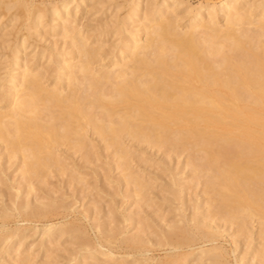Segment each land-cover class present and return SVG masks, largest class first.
Masks as SVG:
<instances>
[{"label":"bare ground","instance_id":"bare-ground-1","mask_svg":"<svg viewBox=\"0 0 264 264\" xmlns=\"http://www.w3.org/2000/svg\"><path fill=\"white\" fill-rule=\"evenodd\" d=\"M72 1L58 0L50 3L48 1L49 7L47 4L49 13L51 17L53 16L52 22L54 21L53 25H50V29L62 28L64 31L62 34L65 37L66 35L70 37L71 43H69L72 46L71 48L68 44L67 46L71 49L69 47L66 48L67 51L70 49L71 53L61 52L51 55V52H48V54L50 53L48 58L46 53L45 59L47 58L50 61L54 73L50 87H47V84H43L46 81H42L43 73L41 74V71L36 72L35 70V72H32V68H30L31 57L27 58L28 56L26 55V58L22 57V63L19 61L18 64L16 63L19 57L16 52L20 47L15 50L12 47L13 52L16 51V54L14 53L15 57L12 54L15 63L9 69L5 67L7 70L3 75H0V107H2V103L7 104L6 108L0 109V145L3 144V149L6 151L7 157H5L8 160L11 158L18 160V165L21 167V171L19 170L20 175L26 179L27 183L25 184H28V187H32L34 179L42 180L44 177L47 178V175L53 176L51 173L54 174V170H56V173L63 170L62 174H64V166L68 164L63 162V158L65 159V157L70 155L69 151L72 154L73 152H79L80 155H84L87 161L89 158H92L93 161V159L98 160L100 155H102L101 149L106 151L111 148L110 152L112 154H110L113 155L111 158L113 157L114 159L115 156L114 161L116 160V162L114 164L121 167L122 175L127 176L128 181L130 180L133 183L135 196H139V199H147L150 197H147L150 182L148 183L140 176L142 172L139 175L130 167L131 162L129 163V161L133 154L132 149V152H130V146L140 144V146L145 145L151 149L155 148L156 151L161 152H159L160 155H163L161 157L169 160L172 159L173 155H175L174 157H179L183 151H187L189 155L187 159L189 160L186 165H190L189 168L191 172L196 174V177L200 175L204 178V193H209V198L207 197L209 199L207 203L209 208L206 205L205 207L209 209L210 213L206 214L209 219L205 215L206 218L201 217L196 203H193L196 206H192V210L186 213L189 208L187 207L188 205L186 206L187 203H185L187 197H184L185 195L187 196L188 190L176 175L179 172V170H175L176 166L180 165L177 162V165L174 164L175 166H172L175 168L173 170H171L172 167L169 164L166 166L171 170V173L168 171L170 173L169 176H171L168 182L163 181V184L162 178H160L161 180L157 179L161 181L160 189L165 192L168 191L169 195L171 194L166 199H164L165 196L163 195L162 200L164 199L166 210L170 208L174 211L170 216L176 217V219L172 223L167 219L170 224L165 222V226L156 224V230L152 231V234L154 232L156 235L154 239L158 237L155 241H151V238L148 239L147 235V239H145L146 237L144 238L137 235V233L132 234L131 232L126 236H124L125 233H122L119 237L121 228L119 230L113 227L107 228L105 222L104 224L103 222H100L101 224L94 222L95 229L97 227L96 231H99V236L98 238L96 237L97 239L93 237L96 241H90L91 239H87V236L84 235L86 232L82 230V227L80 228L79 224L73 223L74 220H65L67 218L64 219L63 223L50 222L44 227L41 225L43 227L41 228V235L46 234L48 239H52L53 235H58L55 236L58 239L59 236H62L60 234L68 233L67 237L69 239L72 237L74 239L77 236L85 238L83 244H80L85 248V253L83 254V252H80L81 250L79 251L82 255H85L84 258L86 256L87 258H93L94 256L96 258L99 253L104 255L108 253L107 256L112 255L114 257L118 254L117 249L119 248L117 247L122 245V248L125 246L130 253L139 255L133 256V260H130L135 264H179V259L185 262L189 258L195 259L197 262L205 260L206 264H230L231 262H226L227 258L222 251L224 249L218 244L221 225L223 223L224 225L225 223L235 225L234 234L236 236H246L247 231L251 230L248 229L250 227L249 224L255 219L259 224V231L256 236L261 238L260 241H257L260 244V250L256 248L259 251L257 256L260 257L261 264H264V40H262L264 37L260 38L264 36V17H258L255 20L250 18L252 10L254 12L256 9L258 12L264 8V0L257 1L259 7L256 4L255 7L248 3L251 6L245 7L244 11L240 10V8L245 3L247 4V0H218L216 3L211 2L209 4L206 3V5L200 3L194 6L193 10L195 11L188 17L185 25L189 29L184 33L177 31L174 23L176 19L169 17L170 14H173L170 7L178 3V1L177 3L175 2L176 0H173L172 3H168V0L157 2L159 4L156 3L157 5L151 16L149 15L150 13L146 12L154 5L149 3V6L147 5L149 7L148 10L144 8L147 11L143 13V17L148 14L150 16L149 19H152L157 14L165 15L166 13L168 17L166 15V17L162 18L160 15L158 16L160 18L155 22L148 23V21L133 29L131 23L133 16L136 15L134 10L140 3L139 0H132L129 8L132 13L126 9L130 13L126 12L122 17L120 15L117 25L115 24L117 27H113L116 28L115 34H118L119 37L118 41L116 40V43L108 51L110 68L105 69L93 66L94 62L97 61L96 63H98V60L104 61L107 58V55H105L106 57L102 59V53L100 52V50L104 52V49H101L102 46L89 47L87 45L90 44L86 45L88 39L98 40L101 37L100 32L98 34L93 33L95 32L94 29H96L94 24V31L90 32L93 34L86 35L87 32H83L81 27H78L82 22H79L80 24L76 22L75 24L78 25H74L72 18L77 9L74 8V12L71 10ZM188 7L184 9L187 12L191 11ZM169 8L170 11L167 12ZM219 12L225 20V27L222 29L215 27L213 22H211L215 18V13ZM39 13L40 11L36 14L33 12V15H30L31 21L42 19ZM44 13L47 12L44 10ZM137 15L139 16L140 14ZM145 18L142 19L145 20ZM112 20L114 19L110 20L111 23ZM107 23L110 24V22L105 24ZM250 24L253 25L252 29L255 28L254 31L250 27V32L245 27ZM37 25L29 24L25 26L24 30L29 29L28 31H30L32 29L31 26ZM35 29L37 30V27ZM106 31L102 33L104 34ZM141 31L145 37L142 41H139V32ZM26 32L22 36L28 34ZM195 32H200L201 35L197 34V36ZM107 33L106 35L108 36ZM22 36L20 35V37ZM25 37L20 38L22 41L19 40V42H23L27 38ZM102 38L103 40L105 39L104 35ZM102 43L104 44V42ZM61 50L57 51L60 52ZM75 55L76 60H74ZM38 56H40L41 60V55L39 54ZM64 79L67 84L64 87H68L67 90L64 88L66 92L62 89V81ZM13 86H16V88L12 89ZM88 131H90L89 134L91 133L92 137L94 135L90 140L87 138ZM100 143L102 144L101 146ZM3 152L0 153V174L2 173L5 176L4 160H2L4 159L2 156ZM81 157L83 158V156ZM102 157L105 158L104 156ZM163 158H161V161ZM70 159L73 158L70 156ZM164 160L166 161V159ZM9 162L11 161L9 160ZM70 163L72 162L70 161ZM10 165L14 168L11 163ZM179 167L177 168L179 169ZM6 168L9 167L7 166ZM71 168H73L72 164ZM75 169H73L74 172ZM150 174H153V172ZM119 177V179H122L121 176ZM147 177L150 181L149 176ZM8 178L6 177V179ZM20 181H16V185H11L16 190V194L20 190L19 188L24 186V180L21 181L22 183ZM27 189L28 192L26 193H30L29 191L32 190L31 188V190ZM164 191L163 194L165 193ZM11 195L14 196V193ZM11 200V205L7 206V209L4 207L7 211H0V213H3L2 216L8 214L9 210L10 212H16L15 214L18 216H23L20 217L22 220H27L45 214L48 217V213L52 212L53 209L47 202V204L43 202L35 204L36 202L31 203L28 199L27 201ZM156 201L158 202V200ZM156 201L155 203H157ZM2 203L3 201L0 204ZM8 203L6 205H9ZM57 207H59V204ZM63 209L66 210L65 207ZM112 210L109 209V211ZM55 211L53 209L54 214L56 213ZM205 211L208 210L206 209ZM166 213L170 214L171 211H166ZM44 217L41 216L40 218ZM1 220L3 221V219ZM216 220H219V223L221 221L223 223L219 225ZM4 225L5 223L2 222L0 227ZM13 227L5 234L3 232L4 228H2V233L5 235V240L2 241V244L9 237L14 236L15 238L16 236V239H18L16 244L19 245L22 240L20 238H24L23 226H18L20 228L17 226ZM140 233H143V231ZM250 233L248 234L249 237L253 231ZM0 237L2 236L0 235ZM14 238L12 237V240H15ZM1 240H3V237ZM144 243L161 247L162 251L164 250L163 253H165L164 257L168 256V258L163 260L161 257L158 258L159 256L157 257L158 259L156 257L155 259L153 255H141L149 250V246ZM94 246L97 247L93 249ZM152 248L154 249V247ZM80 249L82 248L80 247ZM246 253L247 250L244 249L241 254L234 255V261L237 264H241L244 257L249 255ZM161 256L164 258L163 255ZM25 261V264H27V260Z\"/></svg>","mask_w":264,"mask_h":264},{"label":"rangeland","instance_id":"rangeland-1","mask_svg":"<svg viewBox=\"0 0 264 264\" xmlns=\"http://www.w3.org/2000/svg\"><path fill=\"white\" fill-rule=\"evenodd\" d=\"M48 1L50 3V2H54V1H58V0H52V1L51 0H0V75H3L4 72L7 69H9L10 67H13L12 64L15 63V60L13 58L16 56L15 54L17 53V55H19V57L17 56L18 57L17 58V61H16L17 64H18V61L20 63H22L23 62V58H26L27 56H28L27 58H30L31 57L30 58V61H31L30 62V64H31L30 68H32L31 69L32 72H35V70H36V72L37 71L38 72L41 71V74L43 73L42 74L43 75L42 76L43 77L42 78V81L43 80H44L43 82L46 81L43 84H45V85L47 84L46 85L47 87H50V85L52 84L53 78H54L53 77L54 76V73H53L52 68H51L52 65L50 64V61H48V59H47L48 58V55L50 54V53L48 54V52H51V55L52 54H59L61 52H66V53H69L70 52L71 53L70 49L72 48V46L70 44L71 43L70 37L68 35H66V37H65V35L62 34V32L64 33V31H63L62 28L58 27V29H56V30H53L52 28L50 29V27H51L50 25L51 24L53 25V22L54 21L52 22L53 16L51 17V15L49 13V10H48V7H49ZM96 1H98V2H96ZM125 1H126V4H125ZM147 1L148 0H139V3L140 4L134 10L135 13H136V15L133 16V21L131 23V25L133 26V29H136V27L138 28L143 23H146L148 21H149L148 23H150V22H155L160 17L163 18V17H166V15L168 17V14L167 13L165 15L164 14H159V15L157 14V15H155V17H157V18H155L153 16L152 17L153 21H151L152 19H149L150 16H151V13L154 11L155 6L157 4H159L157 2L162 1V0H154V1L153 0H149L148 2ZM177 1H178V3H177ZM217 1L218 0H176L175 2L177 3V5H175V6L173 5V6L170 7L171 8V11H172L171 13H173V14L171 15L169 13L170 14L169 17H172L173 19H176V20H174V23H175V27H177V31L180 32V33H184L185 31H187V29H189L185 24L187 22L188 17L191 16V13H193L195 11V10H193L194 9V6H197L200 3L201 4H204V5H206V3L209 4L211 2L212 3H216ZM247 1H248L247 4L245 3L244 6H241L242 9L240 8V10H243V9L245 10L246 9L245 7L251 6V5L256 7V5L259 4L257 2L259 0H247ZM82 2H83V0L81 1V3ZM169 2L172 3L173 0H168V3ZM254 2H256V3H254ZM81 3H80V0H78V1L77 0H73L71 2L70 7L72 6V9L71 10H73V12L75 11V9H77V10L79 9L78 11L76 10L75 11V15H73V18H72L73 23H74V25L77 26L78 24H75L76 22L77 23L82 22L81 24L79 23L80 25H78V27H81V30L83 32H87L86 35H88V34L92 35L93 33L94 34H98L100 32L99 34L101 35V37H99V39H98L99 41L96 40V39L93 40V38H91V39H88L87 40L86 45L87 44H90V45H87L89 47H101L102 46L101 49H104V52H105V54H104V52H102V50H100V52L102 53V59H103V57L104 58L106 57L105 55H107V58H105L104 61L103 60H98V63H96L97 61L94 62L93 63V66L96 67V68H98V66H99L100 67L99 69H101V68H103V69L110 68V61H108V58L110 57V55L108 56V51L112 47V45L116 43V40L119 37L118 34H115V29L116 28H113V27H117L116 25H117V22L119 20V16L120 15L122 17L124 15V13H126V12L128 13L130 11L129 8H130V6L132 4V0H85L82 4ZM145 3H146V5H145ZM149 3H150V5H154L153 7L151 6L152 8H150L151 10L153 9L152 11L150 9H149V11H147L148 8H149L148 7L149 6ZM248 3H251V5H248ZM47 4H48V7H47ZM127 6H128V8H127ZM187 7L191 11H189V12L185 11L184 9H186ZM258 7H259V5H258ZM144 8L147 9V10H145ZM170 8H169V10H167V12L170 11ZM126 9L129 10V11H127ZM189 9H187V10H189ZM44 10L47 13H44ZM38 11H40L39 14H40V17L42 19H40L39 21L32 20V21H34L32 23V21H31V16L33 15L32 13L34 12V14H36V13H38ZM130 12L132 13V11H130ZM145 12L146 13H150L149 14L150 16H148V14H147L148 17L145 16L147 19L145 17H143L144 16L143 13H145ZM137 14H140V15L138 16ZM158 16H160V17H158ZM258 17H264V8H262V10L261 11H258V12L256 11V9L254 10V12H253V10L251 11L250 18L252 20H253V18H254V20L256 18L258 19ZM28 18H30V19H28ZM109 18L114 19V20H112V23L110 21L111 19H109ZM142 18H145V20L142 19ZM77 19H79L80 21L77 20ZM26 22H27V24L29 22V24H33V25L36 24L37 25L38 23H40L41 25L38 24L37 26H31L32 29L30 31H28L29 29L28 30L27 29L24 30L26 28L25 26H28L29 25V24L27 25ZM106 22H110V24L107 23L108 24V26H107V24H105ZM211 22H213V25L215 27L219 28V29H222V28L225 27L224 26L225 25V20L222 17V15H220V12L219 13H215V18ZM46 23H47V25H45ZM70 24H72V23H70ZM94 24L96 25V29H94L95 27L93 28V26H95ZM138 24H140V25H138ZM102 26H104V27H102ZM33 27H35V28L37 27V30L35 28H33ZM88 27H89L90 30L88 29ZM245 27L250 32H251V30L254 31V29H255V28L252 29V27H253L252 24L248 25L249 28L247 26H245ZM250 27H251V30H250ZM93 29L95 30V32L90 33L91 31H94ZM99 29H101V30L103 29V31H101ZM110 29H111V31H110ZM108 30H109V32H108ZM104 31H106V33L108 32L107 33L108 36L106 35V33H104V34L102 33ZM25 32L28 33V34L22 36V34H25ZM195 34L196 35L198 34L199 36L201 35L200 32H195ZM20 35L22 37H20ZM103 35H104V38H105L104 40L105 41L102 38ZM143 35L144 34H143L142 31L139 32V41H142L143 40V38L145 37V35L144 36ZM24 36H26L27 38L25 37L26 39H24V41H23L24 43L23 42L20 43L19 40L22 41V39H20V38H23ZM111 36H112V38H111ZM262 37H264V36H261L260 38H262ZM113 39H114L115 42L113 41ZM262 40H264V38H262ZM100 42L101 43L104 42V44L103 43L101 44ZM20 44H21V46H20ZM68 44L70 45L71 48L69 46H67ZM22 45H24V46L22 47ZM55 45H56V47H55ZM103 45H105V46H103ZM107 46L108 47L110 46V47L108 48ZM12 47H13L14 50L17 49V47H20V48H18L17 49L18 51L17 52L15 51L16 52L15 53V52H13ZM14 47H16V48H14ZM41 47H43L42 48L43 50L41 49ZM68 47L70 49H68V51H67L66 48H68ZM60 49H62L63 51L62 50L60 52L57 51V50H60ZM11 50H12V52H11ZM24 51H25V53H24ZM38 53L41 55V60H40V56H38L39 55ZM46 53H47V58H46L47 60L45 59ZM12 54H13L14 57H12ZM24 55H25V57H24ZM32 56H33V58H32ZM20 57H21V59H20ZM32 59H34L33 60L34 63H33ZM35 60H36V62H35ZM74 60H76V55L74 56ZM45 61H47V62H45ZM101 63H104L106 66L104 64H101ZM37 64H39V65H37ZM49 64H50V66H49ZM36 67H37V69H36ZM2 70H4V71H2ZM47 70L48 71L50 70V72H48ZM48 73H50V74H48ZM47 74H48V76L49 75L50 76L48 77ZM47 78H49V80H47ZM50 79H51V81H50ZM49 82H50V84H49ZM62 82H63L62 83L63 84L62 89H63V91L66 92V90L68 89V87H64V86L67 85L66 82H65V79ZM14 87L16 88V86H13L12 89H14ZM64 88L66 90H64ZM1 105H2V107H0V109L1 108L4 109V108L7 107V104H5V103H2ZM89 132L90 131L87 132V138H88V140H90V138H93L94 137V135L92 137V134L91 133L89 134ZM101 145L102 144L100 143V146ZM135 145H137V146H135ZM135 145L134 146H130V148H129V146H127V148L130 149V152H132V150H133L132 153L134 154L133 155L131 153L132 156H131V159H130L129 163L131 162V164H130L131 166L130 167H132V170L134 172L136 171L135 173H137V174L140 175V173L142 172L140 176L142 178H144L145 181H147L148 183L150 182L149 183V188H148V191H147V197L150 196V197L147 198L148 200L146 198H140L139 199V196H135L136 193L134 191V186L132 185L133 183L130 182V180L128 181L127 176H123L122 175L123 174L122 168L119 167V166H116L117 164H114L116 162V160L114 161L115 156H114V159H113V157L111 158V156H113V155H111L112 153L110 152V150H112L111 148L107 149L106 151L103 150V149H101L100 150V152L102 154V155H100L101 158L99 157L98 160L97 159H93V161H92V158H89L90 160L88 159V161H87V159L84 158V155L83 154L80 155L79 152H78L79 154L77 152L76 153L73 152V154H72L69 151V154L70 155L67 156V157H65L66 161L63 158V162L65 164H68V165H65L64 166V174H62L63 173V170L61 172H57L58 175L56 173V170L53 171V172H55L54 174H52L51 173L52 171H51L50 173L53 176L47 175L46 176L47 178H45V177H44L45 179L43 178L44 180L43 179L42 180L34 179L35 181H32V185L33 186L32 187H28L27 186L28 184H25V183H27L26 179L23 178L24 176L22 177V175H20L21 174L20 173L21 167L18 165V160L14 159V158L13 159L11 158V159H9L11 162H9V160L6 158L7 157L6 154H5L6 151L3 149L4 148L3 147V144L0 145V151H1L0 153H2L3 151H5V152H3V155H2L3 158H4L2 160H4V162L3 161L2 162H3V167L5 168V171H6L5 172L6 173L5 176L2 173L0 174V183H1V181H3V183L0 184L1 185L0 186V191L2 193V194L0 193L1 194L0 195V200H2L3 203L5 204V206H4L3 203H2L3 205L0 204V211H2V212L3 211H7L6 210L7 209V206H10L11 205V201H12L11 199L21 200V201L22 200L27 201V199H28V201H30L31 203H35L36 202L35 204H37V202L38 203H42L43 202L44 204L49 203L48 205L49 206H52L53 209H54V211L58 208L55 211L56 212L55 214H54L53 209H52V212H49L48 213V217H46L47 214L40 215L38 217L37 216L34 217V219H33V217L30 218V219H27L29 221L24 220V219L22 220V218H20V217H23V216H21V215L18 216L17 214H15L16 212H14V211H11L10 212L8 210L9 213L8 214H5L4 216H2L3 213L1 212L0 213V215H1L0 216V221H2L1 219H3L2 222L5 223V225H4L5 227L4 226L3 227H0L1 228L0 229V232H1L0 235L3 237V240H1L2 237H0V240H1V242H0V245H1L0 246V249L2 248L1 251H0L1 252L0 253V256H1L0 257L1 258L0 264H23V261H24V264H25L26 263L25 260H27V264H130V263L131 264H135L134 262L132 263V261H130V260H133V256H139V255L137 253H136V255L130 253V251L125 246H123V248H122V245L117 247L119 249H117L118 250L117 251L118 254H116L114 256L115 258L112 255L107 256L108 253L106 255L99 253L98 255H96V258H95V256L93 258L92 257H88L87 258V256L84 258L85 255H82V253H80V252H83V254H84L85 253V250H84L85 248H83V246L80 245V244H83V242L85 241V238L78 237L77 236V237H74V239H72L73 237L69 239V237H67L68 233H66V234H60L62 236H59L58 239H57V237H55V236H58V235H53L54 237H52V239L51 238L48 239L47 236H46V234H44L43 236L41 235V233H42L41 228H43L47 223H50V222H52V223H54V222H62L63 223L65 220H69V221L70 220H72V221L74 220L73 223L75 222V224H77V225L79 224L78 226L80 228L82 227V230L84 232H86L84 235L87 236L86 237L87 239L90 238L91 239V240L89 239L90 241H96L95 239L98 238V236H99V233L98 232L99 231H96L97 227L95 229V223L98 222L97 224H99L100 222L101 223L103 222V224H104V222H105V226L107 225L106 226L107 228H110V227L112 228L113 227V228H116L118 230H119V228H121L119 230L121 232V234L118 235L119 237L122 235V233L123 234L125 233L124 236H126L127 234H130V232H131L132 234L133 233H135V234L137 233V235L143 236L144 238L146 237L145 239H147V236H148V239L151 238L150 239L151 241L152 240L155 241L158 238V237H156V239H154L155 238L154 236H156V235L154 234V232L152 234V231L156 230L155 227L158 224H159V226L161 224H162L161 226H165L164 225L165 222H166V224H170V221L172 223L176 219V217L174 218L173 216H170V215H172L174 213V211L171 210L170 208H167V210L165 208L166 207L165 204H164L165 202H163V201H164V199L168 198L167 196L169 195L168 194L169 192L168 191L165 192L164 190H161L160 189L161 188V186H160L161 185L160 184L161 183V181H160L161 179L160 178H162V183L163 184H164L165 181L168 182L169 179H170V177H171V176H169L170 173H171V170L175 169L173 167L175 166L174 164H176L177 162L180 165H177L176 164L177 166H176V169L175 170L176 171L179 170V172L176 175H177V177H179L178 178L179 181L180 182L182 181L185 184L186 189L188 190L187 196L185 195V197H184V198L187 197L186 200H185V203H187L186 206L188 205L187 207L189 208V210L188 209L186 210V213L189 212V211H191L192 208H193L192 206H196L193 203H196L198 205L197 210L200 212L199 215L201 217H205L206 216L207 219H209L208 215H206V214H209L210 213L209 212V209H208L209 207H208V204H207L208 201H209V199H208L209 198V193H204V183H203L204 178H203V176L197 175V177H196V174L193 173V172H191V170L189 168L190 165H186V163L189 160V159H187V158H189V155L187 154L188 152L187 151H183L180 154L179 157L178 156L174 157L175 155H173L172 159L169 160L167 158L161 157L163 155L162 154L160 155L159 154L160 151L159 152L156 151L155 148L154 149H151V148L146 147L145 145H143V146L141 145L140 146V144H135ZM131 147H133V148H131ZM141 148H144L145 150L144 149H141ZM138 150H140L143 153H141ZM144 151H145V153H144ZM156 152H158V153H156ZM151 154H153V156H151ZM106 155H108V156H106ZM139 155H140V157H139ZM70 156L73 159H70ZM81 156H83V158ZM102 156H104L105 158H103ZM61 157H62V155H61ZM149 157H150V159L152 158L154 161L152 159H151L152 160L151 161L149 159ZM67 158L70 159V160H68ZM157 158H159L160 161ZM161 158H163L162 161H161ZM164 159H166V161ZM167 160H169V161L167 162ZM70 161L72 163H70ZM5 162H6V164H5ZM10 163L12 164V166H14V168L11 167ZM69 163H70V165H69ZM165 163H166V165H165ZM71 164H72V167L73 168H71ZM168 164L171 167L173 166L171 168V170L168 169V167H166V166H168ZM16 165L18 166V168H17ZM182 165H184V166H182ZM7 166L9 168H6ZM164 166L166 167V169H165ZM170 166H169V168H170ZM177 167H179V169ZM73 169H75V172H74ZM80 171H82V172H80ZM147 172H148V174H150V173L153 172V174H150L152 176L148 175ZM75 174H76V176H75ZM145 174H146V177H145ZM167 174H168V176H167ZM1 175H3L4 177L1 176ZM119 176H121L122 179H119L120 178ZM147 176H149L150 181H149V179H148ZM193 176L196 177V179H194ZM6 177H9L8 178L9 180L6 179ZM152 178H154L156 180H154ZM158 178L160 179L159 181L157 180ZM3 179H5V180H3ZM16 179H18V180H16ZM75 179H77V180H75ZM123 179L124 180L126 179V180L124 181ZM20 180L21 181L24 180V183H23L24 186L21 185L22 187L19 188L20 189L19 191L17 190L18 192L16 194V190L13 189L11 187V185H16L17 183H15V182L16 181L19 182ZM9 181L11 183H7ZM153 183H154V185H153ZM4 186H6V187L3 188ZM25 186H27V187L25 188ZM158 186H160V187H158ZM27 188H29V190L32 189L31 191H29L30 193H26V192H28L27 191L28 190ZM163 191L165 192L164 194H163ZM160 192H162V193H160ZM13 193H14V196L11 195ZM156 195H157V197H156ZM163 195L165 197L162 200ZM170 196H171V194L169 195V197ZM1 197H2V199H1ZM156 200H158V202ZM190 200L192 202H191V205L189 207ZM195 200H196V202H195ZM155 201L157 203H155ZM7 202H9L8 203L9 205H6ZM54 202H55V204H54ZM51 203H52V205H50ZM58 204H59V207H57ZM205 205L208 208H206ZM4 207L6 209H4ZM64 207L66 208L67 211L65 209H63ZM109 209H113V210L112 211H109ZM203 209H204V211H203ZM206 209L208 211H205ZM169 210L171 211V213L170 214L169 213H166V211L170 212ZM163 213H164V215H163ZM202 213H204V214H202ZM66 215H67V217H65ZM41 216L42 217L45 216V217L44 218H40ZM2 217H4V218H2ZM65 218H67V219H65ZM159 218H160V220H158ZM121 219H122V221H121ZM124 219H125V222H124ZM126 219H129V220H127L128 222L126 221ZM161 219H162V221H161ZM167 219L170 220V221H167ZM89 220L90 221L92 220V221L90 222ZM95 220H98V221H95ZM5 221H7V222H5ZM2 222H0V224ZM121 222L124 223V224H122ZM162 222H164V223H162ZM216 222L219 225L223 223L222 221L219 223V220H216ZM212 223H214V222H212ZM64 224H66V223H64ZM138 224H141V225H138ZM151 225H153V226H151ZM228 225L229 224H227V223H225V225L223 223L221 225L220 229L218 228L219 229V232H220V235L218 236V244H220V246L222 247V249H224L222 251L224 252V256L227 258L226 262L227 263H230L231 262L230 264H237L234 261V257L233 256L234 255H238L239 253L241 254L243 252V250L246 249L247 250V253L246 254H249V255H246L244 257V259L241 262V264H246V263L247 264H261V261L259 259L260 257L257 256V255H259L258 254L259 251H257V250H260V244L257 241H260L261 240L260 237L258 238L256 236V235H258V231H259L258 221L254 219V221H252V223L249 224L250 227H248V229H251V230H248L247 231L246 236H236L234 234L235 225H231L230 224L229 226H231V227H229ZM10 226L11 227L12 226H14V227H16V226L17 227L18 226H23V228L22 227L21 228L24 229L23 230L24 231L23 232L24 233V238H20V240L21 239L22 240L19 242V245L16 244V243H18V239H16L17 238L16 236H15V238H14V236H12L15 240H12V237H9V238H11L10 240H9V238L8 239L6 238L7 241L3 242V244H5V245L2 244V241L5 240V238H4L5 235H3V233H2V230H3L2 228H4V231L3 232L5 234V232H7L11 228ZM35 226H36V228H35ZM92 226H94V227H92ZM150 226L153 227V228H155V229L151 228ZM8 227H10V228H8ZM18 228H20V227H18ZM144 229H146V230H144ZM141 231H143L144 234L143 233H140ZM252 231H253V233H252ZM148 232H151V233H148ZM249 232L252 233V234L250 233L251 234L250 237L248 235ZM230 233L232 234V236H231ZM220 236H222V237H220ZM233 237H234V240L235 241L233 240ZM92 238H93V240H92ZM16 240H17V242H16ZM144 244L147 245V243H144ZM237 244H240V245L237 246ZM258 244H259V246H258ZM247 245H248V247H247ZM250 245H251V247H250ZM79 246L82 249H80ZM147 246H149L148 248H149V250L150 249L151 250L150 251L148 250L147 252H145L146 254L143 253L141 255H143V256L153 255L154 258L155 257L157 258L159 256L158 258L161 257V259H163V260H166L168 258V256H165L164 257V254L165 253H163L164 250L162 251L161 247H159L157 245H154V246L152 245L151 246V244H149V243H148ZM150 246H151V248H150ZM232 246H233V250H232ZM234 246H236V247L234 248ZM78 247H79V249H78ZM96 247L94 246L93 249L96 248ZM120 247H121V250L122 251L120 250ZM152 247H154V249ZM157 247H159V249H157ZM256 248H257V250H256ZM125 249H126L127 252L124 251ZM148 252H149V254H147ZM78 253H79V255H78ZM160 254L163 255L164 258H162V256ZM129 255H130V257H129ZM252 255H254V257H252ZM97 256H98V258H97ZM22 257H23V260H22ZM79 257H83V258H79ZM75 258H77L78 260L77 259L75 260ZM252 258H253V260H252ZM189 259L186 260L185 262H182L180 259L178 261H180L179 264H182V263L183 264H199V263L200 264H206V261L205 260H203V262L202 261L201 262H197L195 259H193L194 261L192 260V258H189Z\"/></svg>","mask_w":264,"mask_h":264}]
</instances>
